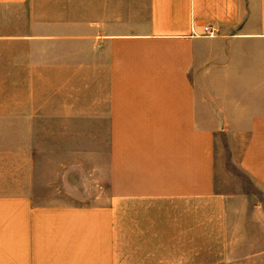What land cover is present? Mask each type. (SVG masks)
I'll return each mask as SVG.
<instances>
[{"label":"crops","instance_id":"0c3cea01","mask_svg":"<svg viewBox=\"0 0 264 264\" xmlns=\"http://www.w3.org/2000/svg\"><path fill=\"white\" fill-rule=\"evenodd\" d=\"M46 137L105 138L100 205L57 199ZM230 166L261 196L218 192ZM262 242L264 0H0V264L264 263Z\"/></svg>","mask_w":264,"mask_h":264},{"label":"rangeland","instance_id":"374dc122","mask_svg":"<svg viewBox=\"0 0 264 264\" xmlns=\"http://www.w3.org/2000/svg\"><path fill=\"white\" fill-rule=\"evenodd\" d=\"M53 95V89L52 88H46L45 91V96H46V102L51 101ZM49 109V108H48ZM70 144V147L74 149V146H76V150L79 151L80 149H87L92 148L93 151V164H92V171L93 175L92 178L90 179L88 176V166L87 168L84 167H78L77 169H73L70 166V173H68V163L67 161H63V155L64 152L66 151L65 148H68ZM65 146V148L63 147ZM106 142L105 138L101 137H93V138H47L46 137V152L48 151L50 155L52 154L54 148L56 147L57 149L60 150L58 153V156L60 155L59 165L60 169V178L58 182L56 183V189L58 190L57 192V199L62 200V202H71L74 205L77 206H84V205H90V206H97L100 205L102 200L106 199V196L104 195L107 193V185L102 182V178L100 177V166H101V156H102V147H105ZM62 146V147H61ZM64 149V150H63ZM81 150V151H83ZM85 158L83 155H77V166L79 163L84 164ZM83 166V165H82ZM228 173L232 174L233 177L228 178H220L218 180L217 184V191L220 193H235L236 189L242 188L243 191H245L248 194L251 195H256L257 197L261 196V193L256 189L254 185L250 182V180L242 174L235 166L227 170ZM87 174L88 178L85 181L84 180V174ZM52 170L48 177H52ZM220 182V183H219ZM52 189V187H51ZM104 198V199H102ZM243 243V242H242ZM241 241L239 244H242ZM258 243V242H257ZM256 245H259V243ZM262 244H264L262 242ZM255 245V246H256ZM254 246V247H255ZM260 246V245H259ZM253 247V248H254ZM264 249V248H263ZM261 248H237L234 250L233 253H230L228 256L230 260H238V262L244 260V255L246 253H253V252H259L261 251ZM231 252L233 250H230ZM222 252H229V250L223 251L221 250L220 253ZM236 257V258H235ZM176 259V258H174ZM227 259V258H226ZM241 259V260H240ZM204 260H211V257H206ZM189 264H195L198 261V258H188ZM252 263L248 264H264V263H259V259H254L251 260ZM237 262V261H236ZM235 263V264H245V263ZM221 264H226V263H221Z\"/></svg>","mask_w":264,"mask_h":264},{"label":"built area","instance_id":"2783aa9c","mask_svg":"<svg viewBox=\"0 0 264 264\" xmlns=\"http://www.w3.org/2000/svg\"><path fill=\"white\" fill-rule=\"evenodd\" d=\"M205 31L208 33L207 35H209V36L213 35V30L211 28H206Z\"/></svg>","mask_w":264,"mask_h":264}]
</instances>
